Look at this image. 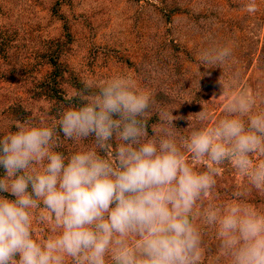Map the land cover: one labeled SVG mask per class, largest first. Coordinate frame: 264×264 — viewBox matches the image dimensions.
<instances>
[{
    "label": "clouds",
    "instance_id": "1",
    "mask_svg": "<svg viewBox=\"0 0 264 264\" xmlns=\"http://www.w3.org/2000/svg\"><path fill=\"white\" fill-rule=\"evenodd\" d=\"M243 9L255 14L256 0ZM197 58L222 69L232 49L213 44ZM218 83L221 94L212 101H223L222 114L209 126L203 104L187 117L185 136L173 124L181 117L164 110L160 130L149 135L151 97L124 74L85 81L54 124L12 121L0 135V193L14 197L0 195V264H201L193 213L221 167L230 164L264 192V98L237 90L236 78L226 82L222 74ZM60 136L76 148L59 151ZM198 215L215 230L227 264H264V211L244 192L201 205ZM36 220L49 227L42 240Z\"/></svg>",
    "mask_w": 264,
    "mask_h": 264
},
{
    "label": "rangeland",
    "instance_id": "2",
    "mask_svg": "<svg viewBox=\"0 0 264 264\" xmlns=\"http://www.w3.org/2000/svg\"><path fill=\"white\" fill-rule=\"evenodd\" d=\"M246 2L0 0V135L17 119L44 118L54 124L64 104L61 99L67 100L85 81L116 74L134 79L150 95L152 105L156 96L173 100L155 108L172 115L180 111L186 132L187 117L202 111L203 104L209 126L222 114L223 101H212L214 94L216 98L221 94L222 74L226 82L237 79V90L264 98V0H256L257 11L251 15L243 9ZM213 44L230 47L232 59L222 69L202 71L197 51ZM194 119L193 125L199 126ZM60 141L59 151L76 148L62 136ZM216 181L217 190L252 193L255 199L247 202L264 211V192L251 188L230 164L221 167ZM215 188L193 213V222L209 235L215 230L203 223L197 211L213 197ZM0 195L14 199L8 193ZM33 231L42 240L49 227L36 220ZM213 244L212 251L202 248V264H227L216 236Z\"/></svg>",
    "mask_w": 264,
    "mask_h": 264
},
{
    "label": "trees",
    "instance_id": "3",
    "mask_svg": "<svg viewBox=\"0 0 264 264\" xmlns=\"http://www.w3.org/2000/svg\"><path fill=\"white\" fill-rule=\"evenodd\" d=\"M262 54L264 55V48L262 50ZM177 66V65H176ZM177 69L178 71L181 73V71L179 70L178 66H177ZM204 69V66L202 65V71ZM174 82H179V81H174ZM243 86V85H242ZM241 86V87H242ZM240 87V88H241ZM61 101L65 104L67 102L66 99H61ZM153 105H152V110H151V114H150V118L148 120V132H149V135H152V131H153V128H155L157 131L160 130V121H159V117H158V113H160L161 111L159 110V108H155L156 107H161V104H157V103H172L173 100L169 101V100H165V99H162V98H159L158 96H156L154 99H153ZM207 105L210 104V102H207L206 103ZM162 108V107H161ZM206 110H208L207 107H205ZM203 109V108H202ZM181 115V112L179 111L178 113H176L175 117H180ZM185 118V117H184ZM182 119V118H181ZM181 119H177V120H174L173 121V124L175 125V127L177 128L176 129V132H177V135L178 136H185L188 134V132H186L183 128V123H185L186 121H183L182 122V125H181ZM189 122V121H187ZM193 122H199L197 119H194ZM113 146L115 147V142L113 141ZM235 191H233V189L231 190H226V189H222V190H217L215 188V191L211 194L213 195V197L208 201V203H216V204H221L223 203L224 201H227L229 199H232L233 198V193ZM247 200L250 202H253V199H255V197L252 195H245ZM252 196V197H251ZM207 203V204H208ZM207 204H203L204 207L207 206ZM200 212V210L197 211V214ZM200 231H201V234H202V248H205L207 251H212L214 250L215 248V245L213 244V241H215V235L212 234V235H209L207 230L204 228H199ZM202 229V230H201ZM205 230V231H204ZM214 253H211L210 255L211 256H214L213 255ZM203 262H201L202 264ZM204 264H207V262H205Z\"/></svg>",
    "mask_w": 264,
    "mask_h": 264
}]
</instances>
